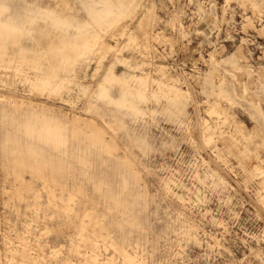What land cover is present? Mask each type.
<instances>
[{"label": "rangeland", "instance_id": "374dc122", "mask_svg": "<svg viewBox=\"0 0 264 264\" xmlns=\"http://www.w3.org/2000/svg\"><path fill=\"white\" fill-rule=\"evenodd\" d=\"M0 264H264V0H0Z\"/></svg>", "mask_w": 264, "mask_h": 264}]
</instances>
